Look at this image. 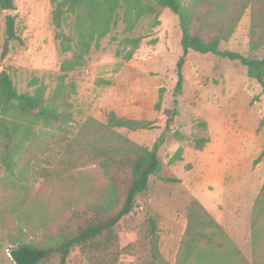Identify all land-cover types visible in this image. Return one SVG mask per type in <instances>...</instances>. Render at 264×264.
<instances>
[{
    "label": "rangeland",
    "instance_id": "obj_1",
    "mask_svg": "<svg viewBox=\"0 0 264 264\" xmlns=\"http://www.w3.org/2000/svg\"><path fill=\"white\" fill-rule=\"evenodd\" d=\"M14 2L16 10L10 13L17 15L15 32L20 40L10 42L7 55L0 58V71L8 69L18 91L32 92L30 81L37 79L36 85L45 88V98L60 82L72 87L67 96L68 137L89 117L105 122L113 110L119 116L154 122L150 129H115L150 148L166 119L175 113L158 150L160 169L149 177L147 190L135 196L131 212L113 227L120 253L112 264L150 263L149 217L157 222L159 253L175 264L186 228V207L192 199L200 202L251 261L252 208L264 182V155L258 158L264 149V95L246 67L218 55L190 51L182 68V88L175 92L176 61L181 53L178 19L169 9L151 2L153 12L141 16L130 31L125 30L123 10H117L116 25L98 45L91 42L83 64L62 71V62L73 59L76 51L74 15L66 14L57 28L52 22L51 0ZM7 13L0 9V54ZM249 30L246 8L218 48L262 58L264 44L252 49ZM57 33L71 39L70 48L64 49L65 42ZM126 37L141 38L129 60L124 59L130 48L124 43ZM37 131L49 145L46 129ZM200 136L208 141L196 149L193 139ZM41 150L35 151L28 179L19 184L0 167V264H14L9 249L20 241L42 246L59 242L76 219L95 213L93 207L106 201L114 186L116 200L110 211L123 200L125 184L111 180L96 164L45 180L40 172L55 157L46 148ZM43 264H58V260ZM65 264L91 263L81 247L74 245Z\"/></svg>",
    "mask_w": 264,
    "mask_h": 264
},
{
    "label": "trees",
    "instance_id": "obj_2",
    "mask_svg": "<svg viewBox=\"0 0 264 264\" xmlns=\"http://www.w3.org/2000/svg\"><path fill=\"white\" fill-rule=\"evenodd\" d=\"M54 4L52 22L60 28L66 14L74 15L76 41L73 59L63 61L60 69L68 71L82 65L94 40L95 45L117 23V10H123L125 30L144 14L153 12L151 2L169 9L177 16L181 31V53L176 61L177 82L175 92L182 88V68L190 51L214 54L246 67L264 95V56L247 58L233 50L218 48L221 40L229 38L246 8L250 11L249 44L252 49L264 44V0H51ZM0 9L6 10L4 39L0 58L9 51L10 42L20 40L15 32L16 10L14 0H0ZM64 40V49L70 48V38L57 33ZM140 37H126L130 48L124 54L129 60L138 47ZM62 79V75L59 76ZM32 79V92L18 91L8 69L0 71V167L20 183L28 179L36 152L46 148L55 161L40 172L45 180L64 175L74 168L87 164L98 165L111 180L125 184L123 200L111 210L117 187L111 189L108 199L95 205V213L78 218L61 240L52 245H38L20 241L9 249L14 264H43L57 258L65 264L70 249L79 245L91 264H112L119 257L113 227L128 215L135 203V196L147 190L149 177L160 169L158 150L169 131L174 111L165 121V128L150 148L136 144L115 129H150L154 122L133 119L108 111L106 121L89 117L79 131L68 137L71 121L68 93L72 87L58 83L48 98L45 88ZM159 105V100L156 107ZM205 127V122H201ZM46 129L51 139L49 145L37 129ZM208 137L193 139V146L202 149ZM264 155V149L259 157ZM179 151L174 155L178 158ZM171 180V179H168ZM21 188H24L22 183ZM113 197V199H111ZM113 203H112V201ZM112 203V204H111ZM251 223L252 259L248 261L236 247L222 226L196 199L186 207V228L180 240L175 264H264V182L254 202ZM149 264H170L158 250V227L155 218L147 220Z\"/></svg>",
    "mask_w": 264,
    "mask_h": 264
},
{
    "label": "water",
    "instance_id": "obj_3",
    "mask_svg": "<svg viewBox=\"0 0 264 264\" xmlns=\"http://www.w3.org/2000/svg\"><path fill=\"white\" fill-rule=\"evenodd\" d=\"M10 12H13L12 10Z\"/></svg>",
    "mask_w": 264,
    "mask_h": 264
}]
</instances>
